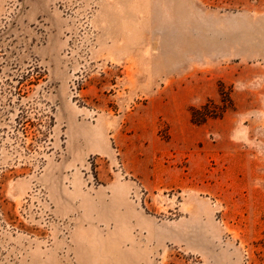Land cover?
<instances>
[{
	"label": "rangeland",
	"instance_id": "374dc122",
	"mask_svg": "<svg viewBox=\"0 0 264 264\" xmlns=\"http://www.w3.org/2000/svg\"><path fill=\"white\" fill-rule=\"evenodd\" d=\"M0 264H264V0H0Z\"/></svg>",
	"mask_w": 264,
	"mask_h": 264
},
{
	"label": "trees",
	"instance_id": "16d2710c",
	"mask_svg": "<svg viewBox=\"0 0 264 264\" xmlns=\"http://www.w3.org/2000/svg\"><path fill=\"white\" fill-rule=\"evenodd\" d=\"M210 104L211 103L209 102L199 108L192 107L190 109L191 121L193 123L199 124L204 122L209 117H219L220 115H222L220 113L222 111L214 112L213 110H210Z\"/></svg>",
	"mask_w": 264,
	"mask_h": 264
}]
</instances>
